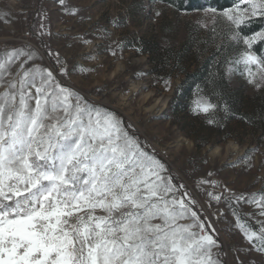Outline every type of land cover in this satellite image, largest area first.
<instances>
[{"label": "snow or ice", "instance_id": "snow-or-ice-1", "mask_svg": "<svg viewBox=\"0 0 264 264\" xmlns=\"http://www.w3.org/2000/svg\"><path fill=\"white\" fill-rule=\"evenodd\" d=\"M59 2L71 14L78 11ZM219 16L234 47L231 58L218 61L222 78L243 68L255 83V66L264 80V55L254 48L264 43V27L245 34L264 21V0H237ZM37 58L35 50L19 48L0 59V264H222L203 206L134 126L61 84L68 70L58 54L59 75ZM12 65H18L15 73ZM197 88L194 115L212 117L206 122L214 125L218 111L231 112L224 95L213 103ZM206 195L216 202L244 200L264 217V193ZM257 223L253 228L237 216L248 244L264 253V219Z\"/></svg>", "mask_w": 264, "mask_h": 264}, {"label": "rangeland", "instance_id": "rangeland-1", "mask_svg": "<svg viewBox=\"0 0 264 264\" xmlns=\"http://www.w3.org/2000/svg\"><path fill=\"white\" fill-rule=\"evenodd\" d=\"M229 3L231 8L237 0ZM65 5L78 11L71 14L59 0H0V59L14 49L30 48L37 54L36 64L56 67L59 75L58 54L68 70L60 83L133 125L149 150L166 162L176 183L203 206L216 229L208 231L221 243L222 264H264V253L252 249L237 226L239 216L258 228L257 221L264 219L254 215L259 209L244 200L216 202L206 195L210 189L245 198L264 193V80L259 69H252L255 83L241 74L243 68L226 78L238 118L225 122L222 112L220 125H209L206 120L212 117L192 113L193 122L205 125L203 133L189 129L192 139L178 125L182 115L164 114L182 80L179 68L194 70L218 48L227 58L234 55L227 24L219 16L227 8L214 16L208 5L180 11L155 0H65ZM255 24L264 27V21L251 26ZM202 180L215 185H201Z\"/></svg>", "mask_w": 264, "mask_h": 264}, {"label": "trees", "instance_id": "trees-1", "mask_svg": "<svg viewBox=\"0 0 264 264\" xmlns=\"http://www.w3.org/2000/svg\"><path fill=\"white\" fill-rule=\"evenodd\" d=\"M160 1L176 10L180 11H192L195 9H201L204 6H211L217 10L230 7L229 0H155ZM262 25L255 24L245 30V34H251L253 31H258ZM258 55H264V43H258L254 45ZM227 58L226 55L219 52H213L205 56L201 61L197 62L194 66V70L179 68V73L182 75V80L179 85L174 89L172 96L170 97L167 109L164 114L181 116L179 120V126L182 132L192 138L189 129L192 127H198V131L203 133L205 125L202 121L200 123L193 122L192 115V101L196 98L198 92L197 86H199V94L212 98V102L216 103L219 99V95L222 94L225 100L231 108V112L227 114V120L225 115V122L235 117L238 118L236 113V106L234 100L228 95L229 87L226 78H222L224 73V65L219 64L218 61ZM176 63L173 64L176 67ZM179 65V64H178ZM215 78V82L213 79ZM222 111L216 113L217 124L220 125ZM237 114V115H236ZM241 119V118H240ZM196 125V126H193ZM217 128V127H216ZM193 139V138H192ZM194 142L196 140L194 139ZM205 142H202L204 145Z\"/></svg>", "mask_w": 264, "mask_h": 264}, {"label": "built area", "instance_id": "built-area-1", "mask_svg": "<svg viewBox=\"0 0 264 264\" xmlns=\"http://www.w3.org/2000/svg\"><path fill=\"white\" fill-rule=\"evenodd\" d=\"M26 35L28 36V35H29V33H27ZM209 191H212V192H214V190H211V189H210ZM209 191H208V192H209ZM214 193H215V192H214Z\"/></svg>", "mask_w": 264, "mask_h": 264}]
</instances>
